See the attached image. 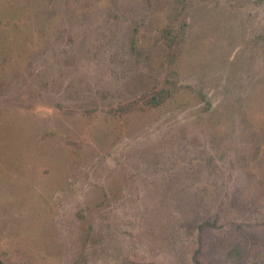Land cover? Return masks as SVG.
Returning <instances> with one entry per match:
<instances>
[{"label":"rangeland","instance_id":"rangeland-1","mask_svg":"<svg viewBox=\"0 0 264 264\" xmlns=\"http://www.w3.org/2000/svg\"><path fill=\"white\" fill-rule=\"evenodd\" d=\"M0 264H264V0H0Z\"/></svg>","mask_w":264,"mask_h":264}]
</instances>
